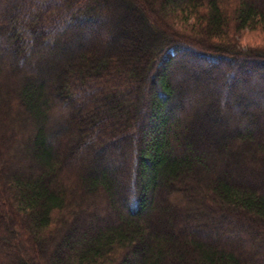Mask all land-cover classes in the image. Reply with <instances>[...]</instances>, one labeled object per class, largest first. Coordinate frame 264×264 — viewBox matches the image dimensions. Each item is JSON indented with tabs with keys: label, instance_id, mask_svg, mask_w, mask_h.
<instances>
[{
	"label": "trees",
	"instance_id": "trees-1",
	"mask_svg": "<svg viewBox=\"0 0 264 264\" xmlns=\"http://www.w3.org/2000/svg\"><path fill=\"white\" fill-rule=\"evenodd\" d=\"M245 31L264 0H0V264H264Z\"/></svg>",
	"mask_w": 264,
	"mask_h": 264
},
{
	"label": "rangeland",
	"instance_id": "rangeland-1",
	"mask_svg": "<svg viewBox=\"0 0 264 264\" xmlns=\"http://www.w3.org/2000/svg\"><path fill=\"white\" fill-rule=\"evenodd\" d=\"M127 8L122 4V3H120L119 1H118V3H116V5H115V7H112V8H107L106 9V13L107 14H111V12H116V11H119V10H126ZM87 39H89V37L88 36H84V37H82L81 38V40L80 41H85V40H87ZM100 39L103 41H105V42H110V45H116V41H112V36H110L109 35V33H108V31L107 32H104V33H102V34H100ZM119 39H120V41L123 39V33L121 34H119ZM264 34H256L255 35V33L254 32H247V31H245L243 34H242V43H248V44H251V43H263L264 44ZM79 41V42H80ZM54 54L56 55V51L54 52ZM13 64H14V62H13ZM193 69H194V67H192ZM196 69V68H195ZM56 71H54V73H55ZM43 74H41L40 75V78H43V76H46L47 75V71H43L42 72ZM121 159H123L124 161H129L130 159H128V158H124V157H120ZM239 174V173H238ZM154 214V213H153ZM110 220H111V218H110ZM112 221V220H111Z\"/></svg>",
	"mask_w": 264,
	"mask_h": 264
}]
</instances>
